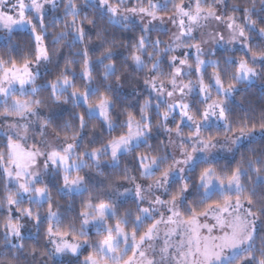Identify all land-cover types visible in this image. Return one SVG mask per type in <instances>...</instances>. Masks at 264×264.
Instances as JSON below:
<instances>
[{
  "label": "snow or ice",
  "instance_id": "snow-or-ice-1",
  "mask_svg": "<svg viewBox=\"0 0 264 264\" xmlns=\"http://www.w3.org/2000/svg\"><path fill=\"white\" fill-rule=\"evenodd\" d=\"M0 264H264V0H0Z\"/></svg>",
  "mask_w": 264,
  "mask_h": 264
},
{
  "label": "trees",
  "instance_id": "trees-1",
  "mask_svg": "<svg viewBox=\"0 0 264 264\" xmlns=\"http://www.w3.org/2000/svg\"><path fill=\"white\" fill-rule=\"evenodd\" d=\"M119 38H123L126 40H131L133 38V33L131 32H126V33H120L119 34ZM164 39H167V36L164 37ZM125 50L124 49H118L117 52V59H123V56L125 55ZM217 55H222V50L218 49L217 50ZM210 71V69H209ZM133 83H135L136 87L144 94L147 95V89L145 88V86L143 85L142 81H134ZM257 94L259 95V85L257 84L256 89ZM122 94L126 97V98H131L133 95V88L130 84H126L125 87L122 90ZM142 99V97H141ZM67 107V106H66ZM156 135L158 136H162V133L158 132ZM107 171V169H106ZM128 206V205H125Z\"/></svg>",
  "mask_w": 264,
  "mask_h": 264
},
{
  "label": "rangeland",
  "instance_id": "rangeland-1",
  "mask_svg": "<svg viewBox=\"0 0 264 264\" xmlns=\"http://www.w3.org/2000/svg\"><path fill=\"white\" fill-rule=\"evenodd\" d=\"M219 48H217V50H218ZM177 54H182V52H180V53H177Z\"/></svg>",
  "mask_w": 264,
  "mask_h": 264
}]
</instances>
